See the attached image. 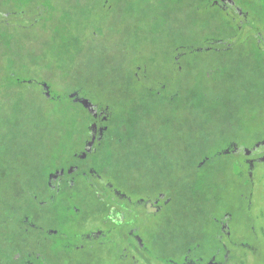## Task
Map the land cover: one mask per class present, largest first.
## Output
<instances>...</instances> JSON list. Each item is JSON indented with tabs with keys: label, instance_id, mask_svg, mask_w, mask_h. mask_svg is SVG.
I'll return each mask as SVG.
<instances>
[{
	"label": "rangeland",
	"instance_id": "rangeland-1",
	"mask_svg": "<svg viewBox=\"0 0 264 264\" xmlns=\"http://www.w3.org/2000/svg\"><path fill=\"white\" fill-rule=\"evenodd\" d=\"M70 1L73 0H52V7L37 4L36 8L30 10L29 16L26 17L23 24L25 28L23 36L26 38L27 44L33 37L43 36L46 46L43 47L41 54H29L24 57L22 54L20 58L24 62L26 61L25 67L22 66L21 61L8 54L6 58L9 62L4 64L6 69L2 71L5 74L14 75V78L16 76H32L31 78L34 80L42 81L43 71L49 70L54 78H52L53 83L48 82L50 95L61 94L66 90L73 89L75 84L82 83L84 95L87 97L85 99H88L93 105L99 102H110V97L102 91L111 90L114 87L110 86L106 79H102L99 72L93 70V65L97 60L92 58L93 49L91 46L93 43L96 45L103 43L98 51L101 56H109L115 60L120 58L121 64L123 59L128 57L129 64H135L140 68L143 77L138 84H135L136 88L149 87L153 89L154 84L149 82L147 83L148 87L143 84L148 81L151 75L152 77L159 76L160 81L169 80L172 82L174 80V83L176 79H172L173 74L185 83L196 81L194 84L199 87V96L195 97L193 103L197 104L195 113L199 115V119L190 120L193 118L192 116L188 119L198 127L200 125L202 127L197 129L195 126V135L198 136V133L205 139L211 140L213 144L204 150V153L212 158L205 166H201L204 163L203 160L199 165L201 167L198 171L201 175L199 183L201 186L198 187V191L201 192V195L197 197L204 201L207 211H213L212 203L215 205L218 200L220 202L215 207L219 210L224 207L228 209L234 203V210H231L235 217L231 223L234 233L233 240H237L238 235H243L249 241L250 247H242L244 249L238 251L231 250L234 258L229 264H236L235 258L237 257H241L237 258V263L243 261L246 264H264V232L262 230L264 215L259 216L258 214L260 209L262 212L264 211V205L259 207L260 203L251 196L249 198L250 205L248 209L246 208L247 204L243 203L237 193L240 191L239 187L243 188V185H238L239 181L235 177L238 171L234 157L236 155L231 157L215 153L223 140H234L250 145L251 142L253 143L264 134L262 131L264 126V50L260 48L264 44L258 43L259 37L264 40V0H247L248 3L253 2V7L248 9L250 12V20L246 24L248 31L244 32H249L251 34L249 37H246L243 31L233 24L234 22L229 21L228 17L212 6L210 0H131L126 4V7L120 8L121 10L117 0H111L114 4L111 5L107 13L102 12L99 6L94 4L88 5L79 0H74L73 3ZM132 9L138 13V16H129L126 13ZM173 11L181 13L180 21L186 20L184 25L187 20L189 24L178 27V30L175 31L172 30L173 28L170 29L171 14L175 13ZM216 15L222 16L217 22H215ZM156 24L165 25V28ZM169 29L170 39L161 40L160 36L162 34L167 36ZM47 35L50 40H46ZM219 37L229 38L230 49L198 52L185 49L183 66L190 61V63H195L197 68L186 67L183 75H177L173 71V56L176 51L172 52V56L169 55L172 44L180 46L186 39L187 43L202 46L204 41L208 42ZM51 39L53 42L55 41L54 44L59 47L60 51L48 46V41ZM64 45L66 46L62 51ZM41 59H47L44 65L36 62ZM11 60H14V63ZM63 64L67 66V69L63 70ZM79 65L81 73L77 74ZM76 70L78 72H75ZM73 72L77 74L74 77L72 76ZM236 77H241L240 81L236 79L233 84H230L231 79ZM32 87L37 91L40 88L36 82H33ZM119 101L118 106L121 109L123 106ZM179 112L184 114L189 112V108L183 106L177 113ZM188 137L190 138V136H182L178 142L182 148H190L192 141H187ZM193 144L195 143L193 142ZM71 145L73 146L72 150H78L82 142L76 141L74 145ZM197 149L195 159L198 160L204 154ZM193 152L188 149V153ZM104 156L105 154L99 151L94 154L93 161L95 160L101 166ZM69 157L70 155L62 156L58 160L57 166L59 167L60 164L62 167L68 166ZM114 161L116 162V159ZM121 164H115L113 168L116 169L115 174L120 177V183L127 185L126 178L122 175L127 176L128 174V178H130L135 173L134 167ZM183 170L182 168L181 171ZM142 174L143 172L131 181L134 186L138 187L137 189L131 184L138 190L136 197L142 195L149 188L147 185V181L150 180L148 179L149 173L145 172L144 176ZM221 176L223 177L222 183L219 182ZM42 182L40 181V183ZM181 184L185 187V191L179 193L176 188H183L177 186ZM177 185L166 186L164 183H156L155 178L152 190L155 194L159 191L166 192L171 201L164 211L158 216L156 215L155 218L156 235L153 250L156 257L152 264H162L164 260L168 259L173 261L171 264H182L183 254H185L188 245L181 244L178 240L172 241L173 232L181 236L182 243L194 246L192 256H196L195 253H197V255H204L205 260L209 257L205 252L210 249L207 248V244H213L211 236L216 231L213 219L208 216L191 221L187 220L185 216L182 220L184 223L178 225L175 220L193 206L190 205L189 194H187L190 188H188L187 180L184 179ZM217 185L219 190L216 191ZM86 189L84 188L85 194L83 195L76 192H71V195L75 202H81L80 200L88 202L89 212L93 213L90 209H93L97 204L96 198L92 192L86 191ZM254 189L255 187L252 190ZM231 198L232 203L229 201ZM81 204L85 205L82 202ZM183 228L193 231V240L184 236ZM144 231L147 232V227ZM195 250L197 252H194ZM110 252L111 249L107 248L105 254ZM144 253L145 256H141L139 252H130L131 255H134L133 258L129 257L130 264H149L147 261L148 252ZM222 254L224 253L222 252ZM105 259L102 264H116L117 258H115L114 251L111 256L109 254ZM117 261L119 260L117 259Z\"/></svg>",
	"mask_w": 264,
	"mask_h": 264
},
{
	"label": "trees",
	"instance_id": "trees-1",
	"mask_svg": "<svg viewBox=\"0 0 264 264\" xmlns=\"http://www.w3.org/2000/svg\"><path fill=\"white\" fill-rule=\"evenodd\" d=\"M73 1L70 2L73 3ZM79 1L88 5H97L102 12L106 13L114 4L111 0ZM129 1L131 0H117L119 9L126 7ZM37 4L51 6L52 0H0V260L7 258L6 255L10 251L12 252L13 246L34 242L36 228H31L24 220L28 216L30 219L36 216L39 201L49 190L47 185L49 176L55 169L62 167V164L57 166L58 160L67 155H70L69 161L74 157L73 153L77 150H72L71 144L74 145L76 141L83 143L91 123L96 120L91 111L76 101L77 95L87 98L84 95L82 83L75 84L73 89L66 90L61 94H51L47 97L43 85H48V82L53 81L49 70L43 71L42 81L34 80L31 78L32 76L19 77L15 75L16 78H14V75L5 74L2 71L6 69L4 64L9 62L6 58L8 54L21 61L22 66L25 67L26 61L24 62L20 58L22 54L23 57L29 54H41L43 47L45 48L43 36L33 37L29 44L23 36L25 33L23 24L26 17L29 16L31 9L36 8ZM173 12L175 13L171 14L170 29L173 28L172 30L175 31L178 30V27L189 24L188 20L186 25H184L185 19L180 21L181 13L179 11ZM126 13L129 16H138L134 9ZM158 26L164 27L165 25L159 24ZM170 29L167 36L166 34L160 36L161 40L170 39ZM49 38L47 35L46 40ZM210 41H204L202 46L187 43L185 49L192 52L214 51V44ZM54 42L51 39L48 41V46L58 50L59 47H56ZM65 46L62 47V51ZM102 46L103 43L98 45L93 43L91 46L93 49L92 58L97 60L93 65V70L99 72L101 78L106 79L108 84L114 87L111 90L102 91L110 97V102L97 103L100 107L109 106L108 120L104 124L107 126V135H110L108 137L116 138L112 147L116 148V151L109 153V157L116 159L113 166L120 163L122 166L131 165L134 167V171L136 166L139 170L138 176L141 175V172L143 174L148 172L152 165L156 170L165 165L170 166L171 176L167 177L168 183L177 185L181 183V180L186 179L188 188L190 187L187 193L189 202L193 206L188 208L182 216L178 215L180 217L175 222L178 225L184 223L182 220L185 216L187 220L191 221L201 217H213L207 214L209 211L205 209L204 201L197 197L201 195V192L198 191L201 184H198L192 175L201 169L199 166L201 160L204 161L202 166L210 161L212 157L204 153V150L208 149L210 144L213 145L211 140L205 139L198 133V136L195 135V126L197 129L202 127L201 125L198 127L190 121L199 119V115L195 113L197 104L193 103L195 97L199 96V87L194 84L196 81L185 83L173 74L172 79H176L174 83V80L172 82L169 80L160 81L159 76L152 77L151 75L148 81L143 84L148 87L147 83L150 82L155 85L153 89L149 87L136 88L135 84H138L143 77L140 68L135 64H129L128 57H125L121 64L120 58L115 60L109 56H101L98 51ZM183 50L184 47L181 45L172 44L169 52H183ZM11 61L14 63V60ZM46 61L47 59H41L36 62L44 65ZM191 62L194 61L191 60ZM66 65L63 64V70L67 69ZM80 65L78 66L79 72L75 71L78 72L77 74L81 73ZM190 66L193 69L197 68L196 64L190 63V61L186 62L184 66L176 61L173 71L177 75H183L186 67ZM108 70L109 72H107ZM73 73V77L77 75ZM236 79L240 81L241 77L232 78L230 84H233ZM33 82H36L40 87L38 91L32 87ZM72 93H77V95L72 98L70 96ZM118 98L119 103L123 106L121 109L118 106ZM183 106L188 107L189 112L177 113ZM190 116L193 118L189 120ZM195 122L197 123V121ZM182 136H190L187 139V141H192L190 148H182L179 145L178 142ZM100 146H98L97 152L101 151ZM224 146H226V140L221 141L218 149ZM188 149L194 152L188 153ZM196 149L204 154L198 160L195 159ZM95 166L101 172L102 165L96 163ZM182 168L187 170V174L184 173L186 177L182 174ZM80 171L81 169L77 173ZM122 176L126 178L125 183L127 184L122 185L130 188L133 195L136 196L138 187L131 183L133 176L130 178H128V174ZM117 178L120 181V177ZM40 181L43 182L40 183ZM131 184L137 189L133 188ZM177 186H182V184ZM65 189L73 193L78 190V194H85L83 186L78 183L74 187L66 186ZM176 189L179 193L185 191V187ZM88 190L89 187L86 191ZM92 193L98 197L96 190ZM80 201L85 202V200ZM183 233L185 237L193 240L191 229L183 228ZM171 238L172 241L178 240L181 244L188 245L185 254L188 248L194 247L188 243H182L181 236L175 232Z\"/></svg>",
	"mask_w": 264,
	"mask_h": 264
},
{
	"label": "flooded vegetation",
	"instance_id": "flooded-vegetation-1",
	"mask_svg": "<svg viewBox=\"0 0 264 264\" xmlns=\"http://www.w3.org/2000/svg\"><path fill=\"white\" fill-rule=\"evenodd\" d=\"M210 4L228 17L229 21L234 22L233 24L243 33L248 31L246 25L250 20L248 9L253 7V2L210 0ZM220 17L222 16L216 15V21L215 17L214 21L217 22ZM244 34L246 37L251 36L249 32ZM210 42L214 44L216 51L228 50L231 47L229 38L219 37ZM186 43L185 39L181 45L184 50L175 53L173 63L177 61L180 64L185 61L183 55ZM258 43L264 44L262 37H259ZM260 48L264 50V46ZM169 55L172 56V52H169ZM76 101L81 103L80 96L77 95ZM94 108L96 110L92 112V115L96 120L91 123L81 147L73 153L74 157L70 159L72 163H69L67 167L55 169L51 173L47 180L49 190L39 201L36 216L31 217L32 219L28 216L24 220L28 226L36 228L34 242L13 246L12 252L7 253V258L0 260V264H102L103 260H106L105 257L109 254L111 256L113 251L115 258L119 260L116 259V264H130L129 257L134 256L130 254L132 251L139 252L141 256H145L144 252L147 251V261L152 264L156 257L153 250L156 235L155 218L171 201L166 192L159 191L155 194L152 189L155 178L156 183L170 184L167 181V177L170 176V167L165 165L156 170L154 165L150 166L148 170L150 180L147 181L149 188L139 197L133 195L130 188L120 183L115 174L116 169L113 168L114 159L109 157V153L114 151L112 147L116 142V138L108 137L110 135H107V126L104 124L108 120L109 106L100 107L95 104ZM93 124L96 126L93 127ZM99 145H101L102 153L105 154L101 172L96 169V161H93ZM215 153L231 157L236 155L234 157L238 171L235 177L239 181L238 185H243V188L239 187L240 191L237 193L243 203L247 204L246 208L248 209L250 205L251 196L260 203L259 207L264 205V134L250 145L227 139L226 146L217 148ZM79 169L81 171L77 173ZM184 173L187 174V171H182L186 177ZM138 175L139 170L135 166L133 179ZM192 175L199 184L201 178L199 172H194ZM222 181L221 176L219 182L222 183ZM76 183L81 184L83 188L89 187L90 192L96 190L98 197L94 196L97 204L90 209L93 213L89 212L88 202L85 201L83 206L81 202L74 201L70 190L66 191V186L74 187ZM253 187H255L254 190H252ZM217 190H219L218 185ZM229 201L232 203V198ZM219 202L220 200L216 201L215 205ZM215 205L212 203L213 211L207 212L208 215L213 216L216 229L211 236L213 244H207V248H210L205 252L209 255L208 259L205 260L204 255H197V253H195L196 256H192L194 247H190L183 256L182 264H229L234 258L231 250L238 251L244 249L242 247H250L249 241L243 235H238V239L233 240L231 223L235 217L231 210L234 208V203L230 204L228 209L224 207L220 210ZM258 214L264 215V211L260 209ZM146 227L147 232L144 231ZM262 230L264 232V228ZM107 248L111 249L109 254H105ZM237 258H235L236 264H241L243 261L237 263ZM171 263L173 261L168 259L162 264Z\"/></svg>",
	"mask_w": 264,
	"mask_h": 264
},
{
	"label": "water",
	"instance_id": "water-1",
	"mask_svg": "<svg viewBox=\"0 0 264 264\" xmlns=\"http://www.w3.org/2000/svg\"><path fill=\"white\" fill-rule=\"evenodd\" d=\"M43 87H44L45 90H46V92H45V93H46V96L49 97V96H50V92H49L48 85H47V84H44ZM75 95H76V93H72L70 96L73 98V97H75ZM81 103H82V104L84 105V107L87 108L89 111H91V112H95V110H96V109L94 108L95 105H93L88 99L82 98V99H81ZM92 126L95 127L96 125L93 124Z\"/></svg>",
	"mask_w": 264,
	"mask_h": 264
}]
</instances>
